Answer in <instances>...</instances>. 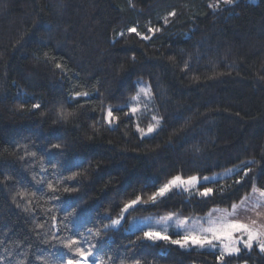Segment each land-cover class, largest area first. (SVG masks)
I'll return each instance as SVG.
<instances>
[{
    "label": "trees",
    "instance_id": "trees-1",
    "mask_svg": "<svg viewBox=\"0 0 264 264\" xmlns=\"http://www.w3.org/2000/svg\"><path fill=\"white\" fill-rule=\"evenodd\" d=\"M140 79L152 95L141 125L160 119L147 137L129 110ZM225 170L199 187L207 197L149 199L176 176ZM253 186L264 187V0H0V264L81 259L70 239L89 264H264L255 248L220 262L129 230L140 216L229 207Z\"/></svg>",
    "mask_w": 264,
    "mask_h": 264
},
{
    "label": "snow or ice",
    "instance_id": "snow-or-ice-1",
    "mask_svg": "<svg viewBox=\"0 0 264 264\" xmlns=\"http://www.w3.org/2000/svg\"><path fill=\"white\" fill-rule=\"evenodd\" d=\"M232 2L233 0H223V3L226 5L231 4ZM210 7L219 8V4L210 5ZM172 15H174V13H172ZM129 31L136 32V29L132 28L129 29ZM149 31H152V29H149ZM136 34L139 35V33ZM142 38L146 39L147 37ZM57 67L59 68L60 65H57ZM141 92H143L146 96L150 95L149 89H141ZM77 95L87 96L88 94L77 93ZM137 98L138 97H134L133 99ZM33 107L38 108L39 105H33ZM136 110V108L132 109L133 112ZM105 118L109 123H111L116 119V116H114L112 110L109 109ZM148 131L151 132L153 129L149 127ZM54 147H59V145H54ZM245 175H247V173H245ZM204 179L207 180L208 178L205 177ZM197 183L198 178L196 176H191L188 179H182L181 176H176L159 188L158 191L154 192L149 197V199L153 203H156L158 197H164L174 187L185 186L184 191H189V186L195 187ZM49 187L51 188L52 186L49 185ZM212 192V188L203 186V191L199 194L203 197H207L211 195ZM252 192L259 193V196L264 198V190L253 186ZM247 199L248 197H245L244 200L241 201V204H243ZM140 201L141 198L136 197V199L126 203L122 209L121 216L113 219L111 226H119L121 221L125 218L123 213H127L129 209L140 203ZM259 206L260 205L257 204L255 207ZM238 207L239 205L234 204L232 206V212H227V210H225L226 214L217 218H212L211 214H209L207 227H201L199 230H185L182 234H178L179 238L177 239H172L170 237L167 228H164L163 230L149 229L143 232V237L144 239L152 242L165 241L173 245H177L180 248L198 247L201 249L208 248L210 251L219 248V254L216 258L220 262H223L225 257L238 256L241 253L240 245H242L243 248L247 249L249 252L255 245L259 249L260 253H264V226L257 227L256 220H252L250 223H245L239 219H230L229 217L236 215V210ZM171 220H173V215L171 214L161 217V221L165 223ZM187 223V220H179L177 221V227L184 228ZM94 235L99 237L101 234L97 232ZM80 245L81 242L77 239H70L63 245L64 248L68 249L69 251H74V253L81 258L77 260L69 259L67 260V264H89L88 257L93 255V253L90 250H85ZM137 264H139V262H137Z\"/></svg>",
    "mask_w": 264,
    "mask_h": 264
},
{
    "label": "rangeland",
    "instance_id": "rangeland-1",
    "mask_svg": "<svg viewBox=\"0 0 264 264\" xmlns=\"http://www.w3.org/2000/svg\"><path fill=\"white\" fill-rule=\"evenodd\" d=\"M141 89H149L147 84L143 81V80H138L137 81V95L135 97H138L137 99H131L130 104H129V110L130 113L132 114V116L134 117L135 120V124H136V130L137 133L141 136V137H147L150 136L152 134H154L156 132V130L160 127V119L158 117H156L157 115H155L156 113H153L151 108V123L149 124V126L143 127L141 125L140 122V118H139V113L140 110L142 109V107H144L145 102L146 104H149V102H152V95L150 93V95H145L143 92H141ZM133 108H136L137 110L135 112L132 111ZM149 127H151L153 129V131L149 132L148 129ZM232 171L230 170H225L224 172L221 173H217L214 175H210V176H203V177H198V183L196 184L195 187H190L189 186V191H184V187L185 186H180V187H174L172 188L165 196L171 194L172 191H181L189 196H193V195H197V196H201L199 193L203 191V189H200L199 187L201 185H205L208 184L212 181L218 180L221 177L227 176L229 174H231ZM207 177L208 179L205 180L204 178ZM182 178V177H181ZM182 179H188V178H182ZM162 187V186H161ZM159 187V188H161ZM257 187V186H255ZM261 190H264L263 188L257 187ZM159 190V189H158ZM245 197H248L247 200L244 201L243 204H241V201L244 200ZM160 198V197H158ZM157 198V200H158ZM234 204L239 205V207L236 210V215L229 217L230 219H239L242 222L245 223H250L252 220H256L257 221V227L260 226H264V198H261L259 196V193H253L252 190L244 195L241 199H239L237 202H235ZM232 204L229 207H212L210 208L206 214L201 215V216H182L178 213H169L167 215L164 216H140V217H136L134 219H129V230L131 231H137V230H141V231H147L149 229L152 230H163L164 228H167L168 234L170 235V237L172 239H177L179 238L178 234H182L185 230H199L201 227H207V220L209 218V214H211L212 218H217L220 217L222 215H225V210H227V212H232L233 208L232 206L234 205ZM257 204H259V207H255ZM173 215V220L168 221L167 223L162 222L161 221V217H165L168 215ZM124 217H126L127 213H123ZM121 216V214H120ZM119 216V217H120ZM124 220V219H123ZM123 220L121 221V223L123 222ZM179 220H187L188 223L184 226V228H178L177 227V221ZM241 247V253L242 252H249L247 249H244L242 245H240ZM257 249V251L259 252V249L254 245L253 249ZM184 250H191V249H197L199 251H210L208 248H198V247H189V248H182ZM252 249V250H253ZM211 252L215 253V254H219V248L212 250ZM260 253V252H259ZM239 254V255H240ZM264 256V253H260ZM242 264H247V263H242Z\"/></svg>",
    "mask_w": 264,
    "mask_h": 264
}]
</instances>
